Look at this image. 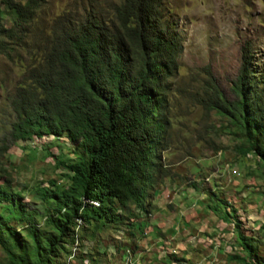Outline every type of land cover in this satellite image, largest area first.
Segmentation results:
<instances>
[{
    "label": "trees",
    "instance_id": "trees-1",
    "mask_svg": "<svg viewBox=\"0 0 264 264\" xmlns=\"http://www.w3.org/2000/svg\"><path fill=\"white\" fill-rule=\"evenodd\" d=\"M46 1L0 0L1 51H13L16 43L25 48L23 36L33 29ZM74 4L51 22L46 37L37 33L40 59L15 87L10 100L14 120L7 133L12 142L66 139L74 158L55 164L68 185L37 188L51 204L45 224L53 231L46 232L37 228L36 212L26 208L20 195L9 184H0L5 207L0 212L5 260L0 264H52L60 248L72 260L75 255L62 244H76L81 224L122 222L119 211L129 203L148 215L145 190L168 177L160 152L166 144L168 93L182 43L174 23L162 16L163 0H120L106 8L95 0ZM247 58L243 55L231 85L233 98L214 88L201 104L233 128L238 153L252 154L264 166V92ZM1 148L0 156L7 150ZM3 173L0 167V178ZM226 215L246 253L229 259L262 264L256 249L246 243L240 221ZM130 222L131 236L143 231L140 221ZM17 227L25 229L29 241L20 242Z\"/></svg>",
    "mask_w": 264,
    "mask_h": 264
},
{
    "label": "rangeland",
    "instance_id": "rangeland-1",
    "mask_svg": "<svg viewBox=\"0 0 264 264\" xmlns=\"http://www.w3.org/2000/svg\"><path fill=\"white\" fill-rule=\"evenodd\" d=\"M74 1H46L33 29L28 28L23 36L25 48L16 43L13 51L0 50V152L2 145L7 147L0 156L4 171L0 184H9V189L20 195L26 208L36 212L37 228L46 232L53 231L45 224L51 204L36 191L50 189L51 184L68 185L55 163L74 158L72 146L64 138L53 137L12 142L7 137L14 120L10 100L22 75L39 62L37 33L46 37L57 15L78 5ZM95 1L106 8L120 0ZM163 4L162 16L174 23L182 52L171 79L166 112L170 124L160 152L168 177L145 190L144 206L149 213L154 212L155 195L165 199L167 216L161 228L170 229L165 233L155 228L161 240L155 243L156 250L147 252L154 257L150 264H240L229 259L233 255L246 257V253L226 214L240 221L246 243L256 249V258L264 264V229H260L264 224V166L254 155L238 153L233 128L201 104L214 88L233 98L231 85L243 55L248 56V66L264 92V0H163ZM3 18L6 20V15ZM4 208L0 204V212L4 213ZM119 213L124 215L122 222L108 224L102 219L99 225L81 224L76 244H62L75 255L73 259L60 248L52 264H138L131 261V255L143 249L137 241L145 247L158 240L155 233L146 236L144 229L131 236L129 224L140 221L146 229L149 215L131 203ZM174 217L180 227L173 231ZM183 219L186 226L181 225ZM16 229L21 243L30 240L25 229ZM4 260L0 248V262Z\"/></svg>",
    "mask_w": 264,
    "mask_h": 264
},
{
    "label": "crops",
    "instance_id": "crops-1",
    "mask_svg": "<svg viewBox=\"0 0 264 264\" xmlns=\"http://www.w3.org/2000/svg\"><path fill=\"white\" fill-rule=\"evenodd\" d=\"M156 197H157V195H155ZM154 198L153 200H152V205H154V212H153V214L152 213H149L148 215H149V221L147 222V224H146V229H145V227L143 228L144 229V234L147 236L148 234H156V240H158V242H153V244H151V245H149V246H145L144 247V245L142 244L141 245V243H139V241H137V243H138V245L139 246H143L142 248L143 249H141V251H137V252H135V254H133V255H131V261L133 260V261H135V260H137V261H135V262H137L138 264H150V262H152L151 260V255L150 254H152V253H150V254H147V252H149L150 250H156V248H155V243H159V241L161 240V237L160 236H157V231L155 230V228L156 229H158V232L159 231H161V232H168L170 229L166 226L165 228H161L162 227V225L164 224L163 222H164V218H166V216H167V213H166V210L165 209H163V207H164V198ZM182 203V202H181ZM174 215H176V213H174ZM175 219L177 218V217H174ZM185 218H186V216H185ZM154 220V223H153V225H151L150 226V224H151V221H153ZM171 222H173V220L171 221ZM178 222H179V220L178 219H176L175 221H174V223L176 224H171V227L170 228H173V231L174 230H177L180 226H179V224H178ZM186 219H183V220H181V225L182 226H186ZM150 238H152V237H150ZM153 239V238H152ZM145 244V243H144ZM141 253H145V254H143L144 256L142 257V255H141ZM141 258V259H140ZM152 258H154V257H152Z\"/></svg>",
    "mask_w": 264,
    "mask_h": 264
}]
</instances>
